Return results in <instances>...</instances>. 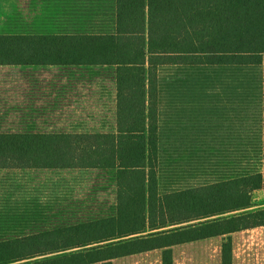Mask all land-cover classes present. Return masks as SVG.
Segmentation results:
<instances>
[{
	"label": "trees",
	"instance_id": "1",
	"mask_svg": "<svg viewBox=\"0 0 264 264\" xmlns=\"http://www.w3.org/2000/svg\"><path fill=\"white\" fill-rule=\"evenodd\" d=\"M198 62L264 65V0H108L85 35L0 33V64L113 65L118 89L116 132L0 134V164L111 169L118 186L116 216L2 240L0 264H112L159 247L173 264L174 244L264 225L263 209L237 214L252 203L248 177L234 192L228 183L159 191L158 67ZM253 176L257 187L262 176ZM238 191L244 201L232 206ZM232 263L229 239L223 264Z\"/></svg>",
	"mask_w": 264,
	"mask_h": 264
},
{
	"label": "rangeland",
	"instance_id": "2",
	"mask_svg": "<svg viewBox=\"0 0 264 264\" xmlns=\"http://www.w3.org/2000/svg\"><path fill=\"white\" fill-rule=\"evenodd\" d=\"M18 16L8 18L0 33L38 30L26 17ZM96 67L100 68H94L93 77L100 80L97 84L104 86L112 77L111 69ZM158 76L160 193L218 183H228L227 190L234 192L236 181L248 177L246 183L252 186L249 203H252L250 207L238 209L237 214L264 210V105L259 100L263 94L264 104V65L169 63L159 65ZM101 90L104 99L99 102L96 98L95 105L104 106V101L110 105L117 85L113 93L105 88ZM237 94L243 98L245 94L249 111L247 130L241 132H235L228 124L234 121L232 103L236 102ZM88 101L93 102V98ZM225 102L228 106L223 109ZM222 112L230 121L212 120V116L218 117ZM46 119L33 120L23 133H89L94 136L93 133L112 132L117 128L118 95L117 109L97 108L92 113L86 109L84 114L61 117L53 126H48ZM72 143L79 145L76 140ZM4 163L7 167L1 168ZM4 163L0 164V241H13L117 215L114 202L118 199V186L116 173L111 169H35L18 167L14 161ZM254 174L262 176L257 187H253L257 182ZM243 196L238 191L229 199L234 203L232 206L241 204ZM203 219L199 220L209 221ZM255 227L250 225L229 235ZM233 247L234 242L232 254Z\"/></svg>",
	"mask_w": 264,
	"mask_h": 264
},
{
	"label": "crops",
	"instance_id": "3",
	"mask_svg": "<svg viewBox=\"0 0 264 264\" xmlns=\"http://www.w3.org/2000/svg\"><path fill=\"white\" fill-rule=\"evenodd\" d=\"M105 1L108 0H0V32L6 20L18 14L20 18L26 17L31 26L38 30L26 33L8 32L12 35H85L89 33L93 20ZM96 66L111 69L112 77L104 86L97 84L100 80L93 77L94 68H100ZM115 84L117 85L116 67L113 65L0 64V134H26L23 132L31 127L33 120H40L42 117H47L46 123L53 126L61 117L84 114L86 109L90 113L97 111V108L117 109L118 89L110 105L104 101V106H96L94 101L98 98L102 102L104 97L101 89L105 88L113 93ZM91 98L93 102L88 101ZM259 100L264 105L263 94ZM245 101L244 94V98L238 95L236 102L232 103L235 110L234 121L233 124H228H231L235 132L247 130L249 111ZM226 106L225 102L223 109ZM225 115L222 112L218 117L212 116V120L226 123L230 120ZM112 132H116V128ZM114 205L117 206V199ZM229 238L234 242L233 264H264V225L235 234L174 244L169 247L173 254V264H223V246ZM166 249L159 247L111 261L112 264H163ZM43 257L45 256L38 257V260L44 259Z\"/></svg>",
	"mask_w": 264,
	"mask_h": 264
}]
</instances>
